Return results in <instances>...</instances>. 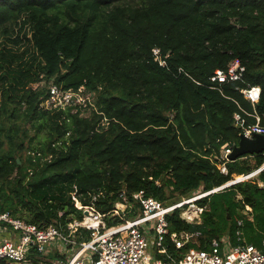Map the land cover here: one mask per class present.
Segmentation results:
<instances>
[{
  "label": "trees",
  "instance_id": "16d2710c",
  "mask_svg": "<svg viewBox=\"0 0 264 264\" xmlns=\"http://www.w3.org/2000/svg\"><path fill=\"white\" fill-rule=\"evenodd\" d=\"M234 59L243 77L214 80ZM51 84L83 87L86 102L45 107ZM250 86L262 90L255 104ZM236 113L264 124V0H0L2 211L66 227L85 217L77 191L114 226L142 214L138 191L170 205L219 188L264 166V152L225 157L240 140ZM118 202L126 210L113 214ZM196 203L201 222L181 207L167 215L169 254L222 237L264 251V168ZM182 232L190 238L178 249ZM76 238L91 231L78 227Z\"/></svg>",
  "mask_w": 264,
  "mask_h": 264
},
{
  "label": "built area",
  "instance_id": "2783aa9c",
  "mask_svg": "<svg viewBox=\"0 0 264 264\" xmlns=\"http://www.w3.org/2000/svg\"><path fill=\"white\" fill-rule=\"evenodd\" d=\"M154 54L161 65L167 64L162 58L160 48L155 47ZM244 71L245 67L240 60L234 59L226 70L217 69L213 79L219 82L239 80ZM83 91V87L78 91L61 90L56 84H51L49 96L43 105L50 108L84 103L82 101L85 99L86 102V98ZM261 91L260 86H250L243 90L245 97L254 104L259 101ZM256 117V123L248 124L240 113L235 114L236 123L242 127L241 134L247 137H254L256 134L264 136V124L260 122L258 115ZM231 151V148H227L226 158ZM219 167L222 172H228L225 162L220 163ZM207 194L209 193L166 205L152 196H146L143 190L138 191L133 196L140 204L142 214L114 226L107 225L105 214H101L93 206L82 204V208L84 211L88 209L90 216L85 214L82 221L74 220L66 227L54 224L40 227L0 209V231L11 234L0 242V260L13 264H50L41 257L37 261L33 257L46 255L57 249L65 258L54 260L53 264H264L262 249L254 244L234 245L228 237L214 239L209 249L192 247L180 258L168 253L163 244L164 236L169 232L167 215L176 208L195 202V207L184 208L181 216L188 222H201L199 217L202 207L196 200ZM72 197L79 202L77 191H74ZM124 205L126 203L118 202L113 214H120V207ZM78 227L90 230L92 238L88 241L77 240ZM152 228L155 230L154 235L150 233ZM173 238L176 247L180 249L189 240L190 234L174 233ZM157 247L162 254H167L166 258L157 256Z\"/></svg>",
  "mask_w": 264,
  "mask_h": 264
},
{
  "label": "water",
  "instance_id": "95a60500",
  "mask_svg": "<svg viewBox=\"0 0 264 264\" xmlns=\"http://www.w3.org/2000/svg\"><path fill=\"white\" fill-rule=\"evenodd\" d=\"M261 152H264V136L262 134H256L254 135V137H247L244 134H241L239 142L233 147L232 151L228 155V158L236 159L237 157L242 156L247 153L253 154V153H261ZM18 161L20 162V159H18ZM263 168L264 166L248 175H240L238 178H236L235 180L231 182L224 184L219 189H222L236 182L249 178L255 175L256 173H258ZM88 213L89 211L86 210L85 214H88Z\"/></svg>",
  "mask_w": 264,
  "mask_h": 264
},
{
  "label": "rangeland",
  "instance_id": "374dc122",
  "mask_svg": "<svg viewBox=\"0 0 264 264\" xmlns=\"http://www.w3.org/2000/svg\"><path fill=\"white\" fill-rule=\"evenodd\" d=\"M87 97H88V95H85V96H84V98H87ZM90 99H91V98H90ZM82 102L85 103V99H83ZM85 113H86V112H85ZM239 176H240V175H236L235 178H238ZM221 187H222V186H221ZM219 188H220V187H219ZM219 188H215L214 190H218ZM214 190L208 191V193L213 192ZM73 193H74V192H73ZM73 193H72V195H73ZM199 193L202 195V194L207 193V192H201V191H199V192L195 193L193 196H195V195H199ZM193 196H192V197H193ZM188 198H190V197H184V198L181 199V201L184 200V199H188ZM179 202H180V201H179ZM76 205H77L78 207L80 206L81 208L83 207V206L81 205V202H80V201H79V202L76 201ZM126 206H127V204H126ZM126 206L124 205V206H121V207H120V210H121L120 212H121V213H122L123 211L126 210ZM188 206H189V207H188ZM194 207H195V202H191V203H189V204L184 205V206L181 207V208H182V211H183L184 208H194ZM123 208H124V210H122ZM86 210H88V209H85V211H86ZM85 211H84V214H85ZM87 215L90 216L89 214H87ZM199 218L201 219V217H199ZM201 220H202V219H201Z\"/></svg>",
  "mask_w": 264,
  "mask_h": 264
},
{
  "label": "crops",
  "instance_id": "0c3cea01",
  "mask_svg": "<svg viewBox=\"0 0 264 264\" xmlns=\"http://www.w3.org/2000/svg\"><path fill=\"white\" fill-rule=\"evenodd\" d=\"M10 235L11 234H9V233H3V232L0 231V242L2 241V239H4L5 237H8ZM153 251H154V248H153L152 252Z\"/></svg>",
  "mask_w": 264,
  "mask_h": 264
},
{
  "label": "bare ground",
  "instance_id": "6f19581e",
  "mask_svg": "<svg viewBox=\"0 0 264 264\" xmlns=\"http://www.w3.org/2000/svg\"><path fill=\"white\" fill-rule=\"evenodd\" d=\"M200 194V193H199ZM189 207V206H188Z\"/></svg>",
  "mask_w": 264,
  "mask_h": 264
}]
</instances>
